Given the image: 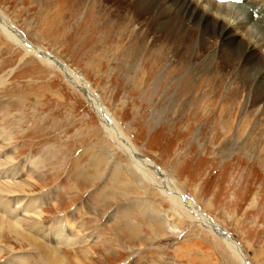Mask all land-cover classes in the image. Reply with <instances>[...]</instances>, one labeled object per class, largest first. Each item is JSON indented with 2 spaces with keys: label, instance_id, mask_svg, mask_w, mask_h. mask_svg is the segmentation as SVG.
<instances>
[{
  "label": "rangeland",
  "instance_id": "374dc122",
  "mask_svg": "<svg viewBox=\"0 0 264 264\" xmlns=\"http://www.w3.org/2000/svg\"><path fill=\"white\" fill-rule=\"evenodd\" d=\"M89 2L0 0V17L79 73L118 127L108 130L61 69L28 54L0 25V191L5 201L32 200L29 211L11 202L10 212L42 221L38 229L50 237L60 224L68 228V217L77 243L58 246L66 264H243L217 224L249 264H264V122L256 110L246 116V92L229 81L208 86V73L177 56L158 59L149 46L135 59L140 39L107 34ZM47 6L60 11L56 28L54 18L39 19ZM130 41L133 57L124 48ZM120 132L147 167L123 150ZM167 178L216 231L171 200ZM3 237L0 264H40L38 250Z\"/></svg>",
  "mask_w": 264,
  "mask_h": 264
},
{
  "label": "bare ground",
  "instance_id": "6f19581e",
  "mask_svg": "<svg viewBox=\"0 0 264 264\" xmlns=\"http://www.w3.org/2000/svg\"><path fill=\"white\" fill-rule=\"evenodd\" d=\"M88 1H90L89 3L92 5L91 12H94L96 22L95 24L98 25L101 23L99 26H102L101 28L107 29V34L120 31L123 36L128 37V35L131 34L133 39H140L138 45L139 54L135 59L141 58L142 55L140 56V54L147 46H149L150 49L151 47L155 48L152 55L157 56L158 59L166 58V56H169L171 59L176 58V56L180 57L179 64L181 66H190L193 67V69L197 72L201 71L202 73H208L210 75L207 83L208 86L212 83H216L217 85L220 82L229 81V85L231 87L236 88L238 91L244 90L246 92V96L242 107L245 109V111H247L246 116H249V113L252 110H256L260 116L261 122H264V0H249L238 5L229 3L220 4L209 0ZM253 1H259V3H255ZM249 6L252 7L251 10H249ZM53 7L55 6H47L44 10L45 13L40 16L39 19L40 21L43 19L44 22L54 18V21L52 20L50 22H53L52 24L55 25L52 26L55 27L59 22L60 11L57 8L55 11L52 10ZM257 8L258 11L255 12V9ZM0 25L3 27L1 31L11 41L21 45L28 54H36L42 60L48 62V64L51 66L55 67L56 69H61L70 83L76 88L80 89L89 99L90 104L98 113L106 128H109L108 130L111 132H113L112 129L118 130L116 123L109 118L110 114L108 111H106L103 104L94 95L92 87L88 84V82L85 81L83 77L82 79L80 78L79 73L75 71L72 72L71 67L66 62L54 57L52 54L40 47L33 46L31 42L27 41V39H22L18 34L17 27L13 23L6 22L0 17ZM149 40H151V45L148 44ZM131 43V41L129 43H125L127 45L124 47L126 49V55L128 54L129 57L134 56V52L132 51L133 45ZM105 53L107 54V52ZM98 56H100V54ZM171 63H173V61H171ZM212 90L213 89H211V93ZM235 104L236 103H234V105ZM251 115L252 114H250V116ZM245 120L247 121L248 119ZM230 121L228 120V122ZM243 123H241L242 126L244 125ZM248 123L249 122H247V124ZM243 132L245 131H242L241 133ZM120 137L123 140V142H120L122 143L120 145L123 147L125 152L129 153V156L133 162L138 164L143 169L147 167L149 164L147 161L144 163L143 158L137 159V152L134 151L133 153L130 151V145H128L129 142L126 139V136L120 132ZM256 144H258V141L255 142V145ZM249 148L251 149L252 145H250ZM144 172L146 171L144 170ZM20 184L18 183L17 185ZM165 184L167 192L173 202L181 205L187 212H190L195 217H197V219H199V223L206 226L209 231H216L211 229L213 225L212 222L208 219V217L200 212L196 203L188 197H185V195L176 187L174 179L167 178ZM4 187L6 189L9 188V186ZM16 187L17 186H15V183L14 185L12 183V185H10V190H13ZM20 188L23 189L25 187L22 185ZM10 190L9 192L12 193ZM1 192L3 191H0V241H2L1 239L4 238V232H6L10 235L18 237L32 248L38 250V263L66 264V259L62 256V252L59 250L58 246L74 245L77 243L76 239L74 238V233H70L71 229L76 228L74 225H71V223L69 224V218L66 217V225H68V228H65L66 226L62 224H58L59 227L55 228L54 233L51 232L50 237L38 229V223L41 224L42 221L36 222V220H30L29 218V220L23 219V221H20L19 219H16L18 215L14 217L17 213H11L10 211H12V209L9 210L10 204L12 202L15 205L17 204V209L26 207V209H23L22 211H29L28 205L29 207L32 205V200H26L25 203L23 199L21 200L18 198V200L15 199L17 200L16 203L15 201H5L2 199L3 197ZM24 195L26 196V194ZM28 196L30 197V195ZM3 213L6 216H4ZM23 214L25 215L26 213ZM38 214L34 215L37 216ZM30 215L32 216L31 213ZM28 216L29 215H27V217ZM215 229L220 232L217 233L219 235L218 237H220L227 244H229L230 247H232L233 251L238 254L239 259L241 258L240 260H242L243 264H249L246 259V254L244 253L240 244L228 236V234H226V232H224L223 229L218 226V224L215 225ZM36 235H39V238L42 240ZM49 241H51L53 245L48 244L47 242ZM8 248H6V250ZM3 252V249L0 247V255ZM27 257L29 258V256ZM21 258V264H30L29 262L24 261V257ZM16 259H20V257Z\"/></svg>",
  "mask_w": 264,
  "mask_h": 264
},
{
  "label": "water",
  "instance_id": "95a60500",
  "mask_svg": "<svg viewBox=\"0 0 264 264\" xmlns=\"http://www.w3.org/2000/svg\"><path fill=\"white\" fill-rule=\"evenodd\" d=\"M24 40H25V38L24 37H22ZM28 46V45H27Z\"/></svg>",
  "mask_w": 264,
  "mask_h": 264
}]
</instances>
